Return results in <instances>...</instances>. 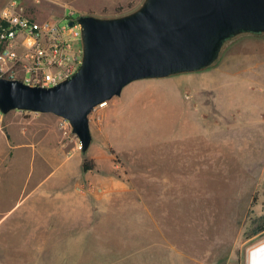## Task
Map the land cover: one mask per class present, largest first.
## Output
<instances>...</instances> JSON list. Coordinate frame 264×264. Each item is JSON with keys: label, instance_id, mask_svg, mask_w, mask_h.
<instances>
[{"label": "rangeland", "instance_id": "374dc122", "mask_svg": "<svg viewBox=\"0 0 264 264\" xmlns=\"http://www.w3.org/2000/svg\"><path fill=\"white\" fill-rule=\"evenodd\" d=\"M141 1L122 5L121 14ZM37 7L39 18L61 16ZM230 51L209 72L226 68ZM204 72L128 85L90 115L85 154L71 129L48 116L44 124L59 128L60 142L53 150L45 141L34 173L62 204L83 194L88 216L71 232L62 219L60 243L30 245L29 264H244L245 249L264 240V232L253 234L264 225V122H248V105L221 90L229 79L205 80ZM10 115L24 122L44 114Z\"/></svg>", "mask_w": 264, "mask_h": 264}, {"label": "water", "instance_id": "95a60500", "mask_svg": "<svg viewBox=\"0 0 264 264\" xmlns=\"http://www.w3.org/2000/svg\"><path fill=\"white\" fill-rule=\"evenodd\" d=\"M76 22L83 49L78 71L49 88L0 78V113L65 119L85 154L97 106L137 81L206 70L241 35L264 36V0H142L130 12L82 14Z\"/></svg>", "mask_w": 264, "mask_h": 264}, {"label": "crops", "instance_id": "0c3cea01", "mask_svg": "<svg viewBox=\"0 0 264 264\" xmlns=\"http://www.w3.org/2000/svg\"><path fill=\"white\" fill-rule=\"evenodd\" d=\"M19 1L30 17L39 18L35 9L39 5L46 8V11L57 12L61 16L66 11L73 10L79 15L109 17L116 7L131 0ZM7 2L8 0H0V9ZM105 9L110 12L107 14ZM226 46H230L231 50L225 59L226 68L223 67L217 73L209 72L211 67L200 72L205 71V80L215 76L229 79L230 82L225 83L221 90L233 94L236 100L242 101V106L248 105V122L263 123L264 87L261 85L264 83V36L241 35ZM222 55L223 52L217 63L221 62ZM245 62L249 65L245 66ZM10 113H0V264H29L30 245L60 243L62 219L64 222L68 221L71 232V228L75 229L77 220H86L88 205L83 194L76 192L68 195V203L62 204L61 194L43 188L46 178L39 179L34 173L37 164L43 163V149L49 148L45 146V141L53 143L50 148L53 150H56V145L60 142L59 128L44 124L50 120V114L21 122L16 121ZM33 114L39 116L38 113ZM242 114L240 116L238 113V122L244 120ZM21 153L28 155L24 161L20 159Z\"/></svg>", "mask_w": 264, "mask_h": 264}, {"label": "built area", "instance_id": "2783aa9c", "mask_svg": "<svg viewBox=\"0 0 264 264\" xmlns=\"http://www.w3.org/2000/svg\"><path fill=\"white\" fill-rule=\"evenodd\" d=\"M77 14L68 10L56 20L33 18L19 0H8L0 9V78L47 88L71 78L83 57L82 44L74 45L71 40L80 38L81 28L73 19ZM59 120L60 129L70 130L65 119Z\"/></svg>", "mask_w": 264, "mask_h": 264}, {"label": "clouds", "instance_id": "9594fccd", "mask_svg": "<svg viewBox=\"0 0 264 264\" xmlns=\"http://www.w3.org/2000/svg\"><path fill=\"white\" fill-rule=\"evenodd\" d=\"M244 264H264V240H258L245 249Z\"/></svg>", "mask_w": 264, "mask_h": 264}, {"label": "trees", "instance_id": "16d2710c", "mask_svg": "<svg viewBox=\"0 0 264 264\" xmlns=\"http://www.w3.org/2000/svg\"><path fill=\"white\" fill-rule=\"evenodd\" d=\"M128 6H132L131 4H129ZM123 8H124V6H118V7H116V9H115V13L116 14H121L122 13V11H123ZM88 165L87 164H84L83 165V168L84 169H88ZM261 232H264V225H261V226H259V227H257L256 229H254V231H253V234L254 235H257V234H259V233H261Z\"/></svg>", "mask_w": 264, "mask_h": 264}, {"label": "bare ground", "instance_id": "6f19581e", "mask_svg": "<svg viewBox=\"0 0 264 264\" xmlns=\"http://www.w3.org/2000/svg\"><path fill=\"white\" fill-rule=\"evenodd\" d=\"M160 96H161V95H160ZM163 98H164V97H163ZM162 103H163V102H162ZM164 105H165V104H164ZM167 105H168V104H167ZM167 105H166V106H167ZM143 107H144V106H143ZM160 107H161V106H160ZM162 107H163V106H162ZM164 107H165V106H164ZM133 109H134V110H133V113H136V112H137L136 114H138V115H140V114L142 115V114H143V112H142L141 110L138 111V110H136L135 108H133ZM134 111H135V112H134ZM150 111H151V110H150ZM154 113H155V116H156V113H157V112H154ZM152 114H153V113H150V115H152ZM153 115H154V114H153ZM136 116H137V115H135V117H136ZM140 119H141V118H140ZM131 120H132V119H131ZM190 131H192V130H190ZM186 134H187V133H186Z\"/></svg>", "mask_w": 264, "mask_h": 264}]
</instances>
